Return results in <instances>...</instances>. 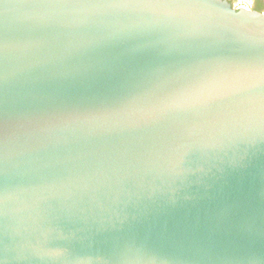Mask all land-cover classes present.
Listing matches in <instances>:
<instances>
[{
  "label": "water",
  "instance_id": "95a60500",
  "mask_svg": "<svg viewBox=\"0 0 264 264\" xmlns=\"http://www.w3.org/2000/svg\"><path fill=\"white\" fill-rule=\"evenodd\" d=\"M0 264H264V13L0 0Z\"/></svg>",
  "mask_w": 264,
  "mask_h": 264
},
{
  "label": "flooded vegetation",
  "instance_id": "af4514ba",
  "mask_svg": "<svg viewBox=\"0 0 264 264\" xmlns=\"http://www.w3.org/2000/svg\"><path fill=\"white\" fill-rule=\"evenodd\" d=\"M232 7L239 9L246 7L264 13V0H227Z\"/></svg>",
  "mask_w": 264,
  "mask_h": 264
}]
</instances>
